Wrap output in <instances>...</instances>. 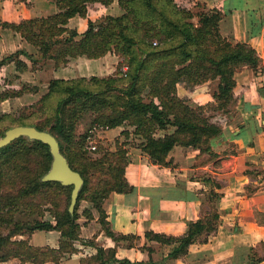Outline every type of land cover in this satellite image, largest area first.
I'll use <instances>...</instances> for the list:
<instances>
[{
    "label": "trees",
    "instance_id": "16d2710c",
    "mask_svg": "<svg viewBox=\"0 0 264 264\" xmlns=\"http://www.w3.org/2000/svg\"><path fill=\"white\" fill-rule=\"evenodd\" d=\"M54 1L58 8L54 14L19 22L0 18V25L20 33L57 66L67 65L73 58H100L109 52L117 53L123 62L114 75L52 78L47 91L36 102L21 108L19 115L11 112L0 115V137L8 128L19 124L35 125L42 130L48 126L70 165L84 178L75 210L70 212L73 186L42 179L53 160L48 144L20 136L0 147V225L11 222L14 225L8 234L0 235V261L19 258L16 264H45L74 252V241L80 239L81 234L78 220L83 199L92 202L99 213L101 228L109 237L116 242L128 240L135 245L132 239L137 235L114 231L104 208V201L112 192L128 193L135 189L126 177V142L117 139L116 148L112 150L105 144L109 142L101 140L96 151L100 156H90L84 146L85 138L74 139L84 113H95L93 122L110 128L129 123L134 127V134L141 137L140 147L154 163L169 165L167 156L175 145L200 149L203 154L207 153L202 159L206 162L217 155L212 151L211 138L219 137L222 127L206 115V106L192 107L186 98L179 96L178 83L192 87L211 79L218 80L214 101L208 105L218 104L228 111L235 99V72L245 65L259 71L262 63V58L249 43H233L222 35L220 21L224 12L219 8L198 13L179 6L175 0H118L124 11L121 15L107 14L98 21L90 19L88 28L80 34L68 26L69 20L75 15L87 17L91 2L108 5L113 0ZM261 15L260 8L249 10L251 21L263 18ZM195 16L199 17L198 23L193 20ZM24 53L25 50L19 49L6 55L0 60V67L14 62L18 71L27 70L28 64L20 58ZM124 65H127L126 70L121 69ZM37 90V86L29 84L16 90L4 88L0 91V102ZM41 116H45V120H38ZM171 126L175 127L172 133L156 135L157 131ZM124 133L129 135L128 131ZM9 183H18L15 193L3 190ZM54 192L64 195V206L53 198ZM41 195L47 199L46 203L53 205L49 209L53 219L36 217V214L42 216L45 210V203L35 202ZM27 199L32 206L30 216L34 217L14 221V213L20 209L22 200ZM216 207L208 215L190 221L183 235L150 230L145 235L149 240L175 245L170 255L179 257L188 252L192 243L207 241L216 231L220 220ZM82 213L92 217L88 208ZM38 229L60 231L59 247L35 246L26 238H13ZM84 242L95 245L93 239ZM96 247L97 253L81 258L79 264H106L116 258L114 248ZM256 251L255 247L237 248V264L240 261L264 264V255ZM121 262L163 264L152 258L147 262L128 259Z\"/></svg>",
    "mask_w": 264,
    "mask_h": 264
},
{
    "label": "crops",
    "instance_id": "0c3cea01",
    "mask_svg": "<svg viewBox=\"0 0 264 264\" xmlns=\"http://www.w3.org/2000/svg\"><path fill=\"white\" fill-rule=\"evenodd\" d=\"M200 1L207 8H219L224 12L220 30L225 38L233 43H249L262 58L259 71L245 65L234 74V110L219 113L222 133L219 137L211 138L212 151L217 155L202 162L207 153L203 154L194 146L175 145L167 156L169 165H160L152 162L139 144L131 142L132 138L126 137L124 132L134 129L130 124L124 123L102 131L100 139L115 148L117 139L121 143L126 142V177L135 187L134 191L128 193L112 192L105 199L107 219L114 231L137 235L139 242L132 246L128 240L116 242L109 237L101 228L99 213L92 204L88 207L92 212L91 218L80 213L81 234L80 239L74 241L76 250L67 253L69 256L66 258L61 257L59 264H79L81 258L97 253L96 245L115 249L116 258L106 264H123L121 261L124 259L147 262L150 258L163 264H237L235 250L240 247H255L260 255H264L261 250L264 245V0ZM88 6V17L75 15L69 20V27L84 32L89 19L95 21L109 13H122L118 0H113L109 5L91 2ZM112 6L114 11H109ZM256 7L261 9L263 18L251 21L249 10ZM56 11L54 0H0V18L10 22L47 16ZM3 31L0 32L1 54L6 51L4 44L12 49L11 53L19 49L26 52L20 58L28 64V70L33 74L26 81H36L37 75L43 73L49 78L43 87L35 83L39 86L36 92L4 100L0 106L11 101L14 103L16 99H27L29 95L37 101L46 92L52 78L109 74L105 70L111 66L101 62L102 58L81 56L71 59L67 65L57 66L53 59L42 58L38 51L32 55L35 53L32 50L34 45L20 33L8 28ZM38 54L43 59V68L33 71L30 60L39 57ZM27 71L16 73L25 76ZM191 89L184 83L177 85L179 96L196 107L213 102V93L217 88L196 92ZM4 112L7 110L3 109ZM174 130L175 127L171 126L165 131L172 133ZM213 200H216L220 213L217 229L207 241L192 243L186 254L172 257L170 252L175 245L147 239V230L183 235L190 221L205 216L204 207ZM45 231V245L58 248L60 231ZM89 239H93L95 245L84 242ZM15 259L1 263L13 264ZM45 264L56 263L48 260ZM239 264L244 263L240 261Z\"/></svg>",
    "mask_w": 264,
    "mask_h": 264
},
{
    "label": "rangeland",
    "instance_id": "374dc122",
    "mask_svg": "<svg viewBox=\"0 0 264 264\" xmlns=\"http://www.w3.org/2000/svg\"><path fill=\"white\" fill-rule=\"evenodd\" d=\"M175 1L177 2V4L179 6L192 9L193 11L198 12V13L203 11V10L209 9V8H207L206 4L203 3L200 0H175ZM120 8H121V6H120ZM57 11H58V8H57ZM88 11H89V8H88ZM109 11H114V6H112L111 9H109ZM120 12H122V13L124 12L122 8H121ZM122 13H120L118 15H121ZM52 14H54V13H52ZM87 17H88V15H87ZM99 19H97L95 21H98ZM193 20H194L195 23H198L199 17L195 16V18ZM4 28L5 27H2L0 25V32L1 33L4 32L3 31ZM70 28H73V27H70ZM8 29H10V28H8ZM73 29H75V28H73ZM84 32H79V33L83 34ZM4 48H5L6 51H4V53H2V54L0 53V60L2 58H4L6 55L11 54V52H12L11 51L12 49L9 48L6 44H4ZM32 50L35 51V53H33L32 55L37 54V51L39 52V54L41 53L36 46H34L32 48ZM39 54H38V56H39ZM40 56H42V58H45L41 54H40ZM39 57H32V60H30V63L32 65V67H33V71L36 70V69H42L43 68V65H41V61L43 59L41 57L40 58ZM100 58H102L101 62H104V64H106L108 66H111L110 69H106L105 70L107 74L109 73L108 75H114L116 73L117 68L120 67V64L123 62L122 57L119 56L115 52H109V53L105 54L104 56H102ZM47 59H50V58H47ZM125 66H127V65H124L123 67H125ZM121 69H124V68H121ZM16 71H18V70L16 68V64L15 63L13 65L6 64V65L0 67V91L3 90L4 88H9V90H16L17 88H21L24 84H29L30 87H32V86L36 87L37 85H35V83H37V84H40V87H43L44 84L47 83L48 78H49V75L43 73V74L37 75L36 81L34 80V81L29 82V81H26V80H29L31 78V75H33L31 73L32 71L28 70L27 73H25V76L24 75L23 76L18 75V73H16ZM22 73H24V72H22ZM103 76H106V75H103ZM38 78L40 79V81H38ZM217 85H218V80L211 79V80H208V81H205V82H202L200 84L192 86L191 90H192V92H196V91H199V90H202V89H215V88H217ZM37 88H39V86H37ZM11 99L12 98H10V100ZM33 99H34V97L29 95V97H27V99H19V101H18V99H16L15 102H17V103H15V102L13 103L12 101L9 102V103H5V105L3 104L2 106H0V115L3 113V109L7 110V112H11V113H14L15 115H19V113H20L19 111L21 110V108H24L25 106H28V105L36 102ZM194 105L196 106V104H194ZM196 107H199V106H196ZM231 110H234L233 105L231 107H229L228 111H225V109H221L218 106V104H215V106L206 105L205 113L212 120L220 123L221 117H220L219 113L229 112ZM95 117H96L95 113H92V112L84 113L83 117L79 121L78 128H77V130L75 132V137H74L75 141L81 140V138L83 140V138L86 137V134H87L88 130L94 124L97 123V122H93ZM38 120H45V116L39 117ZM126 124H129V123H126ZM47 129L50 130V128L48 126H47ZM127 130L129 132V135L126 136V137L132 138L131 142L139 144L141 142V137H139L136 134H134V129H130L131 131L129 129H127ZM166 132L167 131H165V130L164 131L159 130V131L156 132V135L157 136H163ZM100 141H101V139H100ZM105 144L108 147H110V149H112V150L115 149V147L111 146V144H109V143L108 144L105 143ZM87 145H89V143L85 139L84 140V146H85V149L88 151L89 149H87ZM89 153H90L89 155L92 156V157L100 156V154H98V153H92V152H89ZM11 185L12 184L9 183L8 185H6L5 188H3V190L6 189V190H10L11 193H15L17 191V189L19 188L18 187V183L14 184L12 186ZM53 198H55L56 201L61 202V204H62L61 206H64L65 200H64V195L62 193H55L54 192ZM35 202H43V203H45L43 205V208L45 209L44 210V214L42 216H38V214H36V217H40V218H44V219H53L51 211L49 210V209L53 208V205L51 203H46L48 201H47V199L44 196H42V195L39 196L35 200ZM25 203H27V204H25ZM29 203H30V200H28V199H27V201L22 200V204L19 206L20 209L17 210L14 213V218H13L14 221H16V220L25 221V220H28V219H31L32 217H34V215L30 216L31 213H32V212H30L31 209H32L31 208L32 206L28 205ZM216 203H217L216 200L215 201L213 200L212 202L206 204V206L204 207V210L206 212L205 216L208 215L209 213H211L214 210V208L217 206ZM89 206H92V202H89L86 199L81 200L80 205H79V212L81 213L84 209L88 208ZM216 208H218V207H216ZM13 226H14L13 222L9 223L8 225L7 224L6 225H3V224L0 225V235L8 234L9 229L12 228ZM43 231H45V230H39L38 229V230H35V231L31 232V233L30 232H26V233H24V235L14 236L13 238L14 239L26 238V239L29 240V242H31L35 246H45L44 233L46 231L45 232H43ZM53 234L55 235V232ZM203 236H206V233H204ZM136 237L137 238H133L132 239L135 242V244L139 242V237L138 236H136ZM261 248H262L261 249L262 250V254H264V250H263L264 249V245ZM256 253L259 254L258 250L256 251ZM68 256H69V254L65 253L61 257L66 258ZM6 261H8V260H6ZM60 261H61V258L59 260H56V261L54 260V262L56 264H59ZM1 262L2 261H0V264H2ZM17 262H19V258H16L14 260L13 264H16Z\"/></svg>",
    "mask_w": 264,
    "mask_h": 264
},
{
    "label": "water",
    "instance_id": "95a60500",
    "mask_svg": "<svg viewBox=\"0 0 264 264\" xmlns=\"http://www.w3.org/2000/svg\"><path fill=\"white\" fill-rule=\"evenodd\" d=\"M20 136L38 139L49 145L53 160L50 169L44 174L42 179L44 181H60L64 185L73 186L69 210L70 212H74L84 178L78 170H75L70 165L67 157L61 151L57 137L48 129L42 130L35 125L19 124L8 128L4 135L0 137V147L9 144Z\"/></svg>",
    "mask_w": 264,
    "mask_h": 264
},
{
    "label": "built area",
    "instance_id": "2783aa9c",
    "mask_svg": "<svg viewBox=\"0 0 264 264\" xmlns=\"http://www.w3.org/2000/svg\"><path fill=\"white\" fill-rule=\"evenodd\" d=\"M124 69H127V66L124 67ZM110 128L109 126H102L99 124H94L87 132L86 134V141H88L89 145H87V149H89V152L96 153L98 148V143L100 141V133L104 131L105 129Z\"/></svg>",
    "mask_w": 264,
    "mask_h": 264
}]
</instances>
